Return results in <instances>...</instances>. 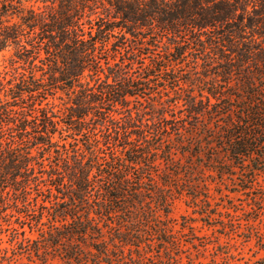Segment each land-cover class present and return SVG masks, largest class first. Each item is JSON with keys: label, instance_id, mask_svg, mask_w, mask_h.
<instances>
[{"label": "trees", "instance_id": "1", "mask_svg": "<svg viewBox=\"0 0 264 264\" xmlns=\"http://www.w3.org/2000/svg\"><path fill=\"white\" fill-rule=\"evenodd\" d=\"M25 1L0 0V52L12 49L0 234L13 255L137 264L129 246L149 230L174 243L161 215L178 184L157 179L160 160L194 198L200 166L264 172V0Z\"/></svg>", "mask_w": 264, "mask_h": 264}, {"label": "rangeland", "instance_id": "2", "mask_svg": "<svg viewBox=\"0 0 264 264\" xmlns=\"http://www.w3.org/2000/svg\"><path fill=\"white\" fill-rule=\"evenodd\" d=\"M26 3L43 5L41 0L37 2L30 0ZM143 51L147 52L146 49ZM11 53L12 49L0 52V71L5 70ZM146 63H149L148 59ZM176 91L184 92L182 89ZM2 94L0 97L4 98ZM58 95L64 98L56 100V103L62 106V103L67 102V97L61 92ZM182 161L185 164L188 162L187 165L192 163L185 158H182ZM159 166L156 173L160 182L167 179L175 185L178 184V187L169 188L172 200L168 215L164 216V212L161 215L164 223L172 230L171 239L174 243L171 242L172 244L163 248L155 236L150 235L149 230L141 238L140 243L136 242L139 246H129L135 249L133 255L137 257V264H264V172H260L256 179L251 181L249 174L247 177L241 172H236L235 175L227 174L219 178L200 166L196 181L201 193L194 198L188 191L181 190L188 184L185 182L187 177L182 174L178 177L180 179H176V176L168 173L172 172L170 169L174 167L171 165L169 167L163 160H160ZM11 219L14 220L16 217L13 216ZM14 226L19 227L18 224ZM25 229L32 239L39 237L37 228L31 231L30 225L25 224ZM9 238V232L0 234V247L8 248L6 254L11 256L10 261L4 260V263L66 264L54 254L45 263L36 256L33 258L27 254L15 256ZM4 254V251H0V259Z\"/></svg>", "mask_w": 264, "mask_h": 264}]
</instances>
